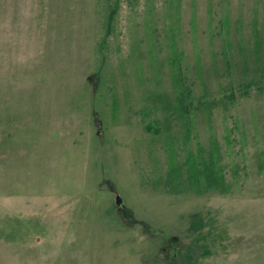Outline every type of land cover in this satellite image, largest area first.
I'll return each instance as SVG.
<instances>
[{
	"label": "rangeland",
	"instance_id": "rangeland-1",
	"mask_svg": "<svg viewBox=\"0 0 264 264\" xmlns=\"http://www.w3.org/2000/svg\"><path fill=\"white\" fill-rule=\"evenodd\" d=\"M0 264H264V0H0Z\"/></svg>",
	"mask_w": 264,
	"mask_h": 264
},
{
	"label": "trees",
	"instance_id": "trees-1",
	"mask_svg": "<svg viewBox=\"0 0 264 264\" xmlns=\"http://www.w3.org/2000/svg\"><path fill=\"white\" fill-rule=\"evenodd\" d=\"M114 10L110 11L109 13V17H108V20L109 22L112 20V12ZM109 26V25H108ZM255 80V81H254ZM253 81H246L244 83H240V84H237L236 86H233L232 88H230L229 90V93L225 94V99H232L234 96H240L241 98L242 97H245L247 96L248 92H250V87L254 86V84L259 81V84H261L262 81H260L259 79H254ZM244 95V96H242ZM189 105L187 103H185L184 105H181L180 108H179V111L181 112V115H183L185 117V119L187 121H190L188 119V115H189ZM238 118V119H237ZM233 120V130H240L241 127H242V123L241 121L239 122V119H241L240 117H237ZM244 125L246 124V120H243ZM245 128V127H244ZM232 131V130H230Z\"/></svg>",
	"mask_w": 264,
	"mask_h": 264
}]
</instances>
